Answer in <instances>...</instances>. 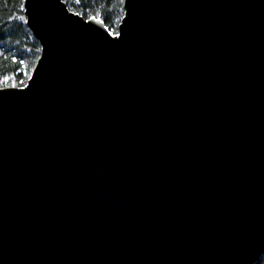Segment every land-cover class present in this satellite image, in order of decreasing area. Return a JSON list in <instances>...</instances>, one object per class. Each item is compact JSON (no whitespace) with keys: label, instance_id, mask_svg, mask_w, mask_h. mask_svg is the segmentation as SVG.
<instances>
[{"label":"water","instance_id":"water-1","mask_svg":"<svg viewBox=\"0 0 264 264\" xmlns=\"http://www.w3.org/2000/svg\"><path fill=\"white\" fill-rule=\"evenodd\" d=\"M115 31L24 0L41 51L0 92V264H255L264 0H124Z\"/></svg>","mask_w":264,"mask_h":264},{"label":"trees","instance_id":"trees-1","mask_svg":"<svg viewBox=\"0 0 264 264\" xmlns=\"http://www.w3.org/2000/svg\"><path fill=\"white\" fill-rule=\"evenodd\" d=\"M62 2L70 12L84 19L101 20L113 35L123 17L120 0ZM23 3L24 0H0V89L24 86L40 56V45L25 23ZM255 264H264V254Z\"/></svg>","mask_w":264,"mask_h":264},{"label":"snow or ice","instance_id":"snow-or-ice-1","mask_svg":"<svg viewBox=\"0 0 264 264\" xmlns=\"http://www.w3.org/2000/svg\"><path fill=\"white\" fill-rule=\"evenodd\" d=\"M120 2L123 3L124 0H120ZM109 35H113V33L110 32ZM7 79H8L7 77H4L5 82H7ZM3 91H4L3 89H0V92H3Z\"/></svg>","mask_w":264,"mask_h":264}]
</instances>
